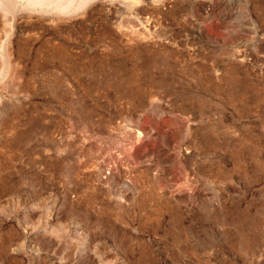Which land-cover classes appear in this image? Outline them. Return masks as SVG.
Instances as JSON below:
<instances>
[{
    "label": "rangeland",
    "instance_id": "1",
    "mask_svg": "<svg viewBox=\"0 0 264 264\" xmlns=\"http://www.w3.org/2000/svg\"><path fill=\"white\" fill-rule=\"evenodd\" d=\"M84 3L0 11V264H264V0Z\"/></svg>",
    "mask_w": 264,
    "mask_h": 264
},
{
    "label": "bare ground",
    "instance_id": "2",
    "mask_svg": "<svg viewBox=\"0 0 264 264\" xmlns=\"http://www.w3.org/2000/svg\"><path fill=\"white\" fill-rule=\"evenodd\" d=\"M85 1L86 0H0V11L1 10L4 11L1 13H3L2 17L3 16L5 17V14L7 16V12L10 11V7H12V6L21 5V6H25V7L28 6V7H33V8L38 7V8H47V9H55V10H64V9H68L70 7L77 8V7L81 6ZM5 19H7V18H4V20ZM8 20L10 21V19H8ZM4 42H5V39L2 40L0 43V61L1 62H2L1 59L3 58ZM45 226H46V224H45ZM46 227H48V226H46ZM55 228L49 227L48 230L51 234H54L53 236H55L57 238V236H60V235L58 234V232L55 231Z\"/></svg>",
    "mask_w": 264,
    "mask_h": 264
}]
</instances>
